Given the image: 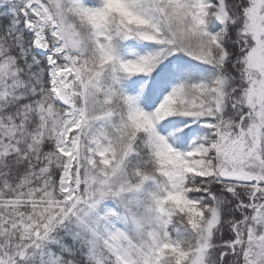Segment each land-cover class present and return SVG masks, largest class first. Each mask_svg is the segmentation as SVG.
<instances>
[{"label":"snow or ice","instance_id":"obj_1","mask_svg":"<svg viewBox=\"0 0 264 264\" xmlns=\"http://www.w3.org/2000/svg\"><path fill=\"white\" fill-rule=\"evenodd\" d=\"M0 264H264V0H0Z\"/></svg>","mask_w":264,"mask_h":264}]
</instances>
